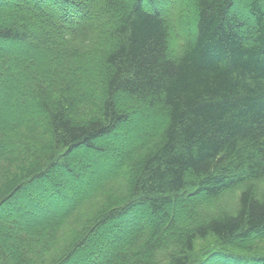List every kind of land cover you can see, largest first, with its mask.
Returning a JSON list of instances; mask_svg holds the SVG:
<instances>
[{
  "label": "trees",
  "instance_id": "trees-1",
  "mask_svg": "<svg viewBox=\"0 0 264 264\" xmlns=\"http://www.w3.org/2000/svg\"><path fill=\"white\" fill-rule=\"evenodd\" d=\"M157 2L0 0L14 12L0 40L58 60L23 91L36 115L0 123V211L42 181L70 199L54 176L80 178L84 150L110 153L103 140L137 111L158 115L111 178L39 231L12 234L18 250L0 226V264H264V0ZM116 228L111 250H96ZM206 238L217 253L197 252Z\"/></svg>",
  "mask_w": 264,
  "mask_h": 264
},
{
  "label": "rangeland",
  "instance_id": "rangeland-1",
  "mask_svg": "<svg viewBox=\"0 0 264 264\" xmlns=\"http://www.w3.org/2000/svg\"><path fill=\"white\" fill-rule=\"evenodd\" d=\"M155 1L159 2V0ZM18 10L21 11V8H18ZM2 12L5 13L0 14V17L6 16V18H9V14L13 11L8 12V10H3ZM39 26L42 25L40 24ZM180 30H186L185 23L181 25ZM43 31L45 32L44 29ZM33 34L37 36L39 31L33 29ZM173 40L175 43L176 37L173 38ZM0 54H7L10 57L6 62L7 64L0 63V71L7 77L0 78V123H6L7 121L14 122L18 118L25 117V114L30 112L36 115L37 112L31 100L29 97L26 98V96L23 95V91L25 88L29 87L28 81L33 80L35 67L38 71L41 69L42 63L51 65L56 64L58 61L57 58L49 48L43 46L37 47L34 42H5L0 40ZM19 56L35 58L37 63L29 66L24 61H20L18 58ZM11 75H13V77H11ZM157 121L158 115L153 113L146 114V111H137L133 118L121 125L115 134H111L103 140L104 145L110 146L112 150L110 153L99 156L91 150L83 151L80 159L86 168L83 171L79 170L80 178H75V181L73 179L74 177H69L66 181L60 179L62 178L61 175L59 178L57 177L58 175L54 176L53 181L55 183L59 182L63 184L64 187L61 186V190L66 191L68 195L73 193L72 196H69L70 199L63 198L54 200V196L49 193V191L47 193L43 189L50 188V186H48L49 182H47L45 186V183L42 181L40 185L35 187L37 190L31 193L32 195L28 193L29 195L27 196L25 192L20 193L18 198H15L16 201L13 205L4 206V209L0 211V226L5 227L7 244L18 250L17 247H15V240H11L12 234H17L18 231L23 229L27 230L28 233H31L33 229L39 231V228L41 229L45 225L50 224L49 222H51L50 219L52 217L62 214L67 208L65 206L75 202L77 203L78 197L91 188L100 177L107 173L110 175L112 174L113 168H115L120 160L119 153L133 146L135 138L138 139L143 131L152 129V127L158 123ZM110 175L105 176V179H109L113 176ZM44 179H46V177L43 178V180ZM54 182H52L53 186H55L53 184ZM57 186L56 188L60 189ZM176 211L177 210H175V212ZM181 216L183 217V214ZM8 220H13L14 223L11 222V225H9ZM123 234V229L116 228L113 232L109 230L105 233L104 237L95 244V249H108L110 251L111 249L108 248L106 238H108V240L114 238L119 239L121 237L120 235ZM127 236L128 234H125L124 237ZM201 247L206 250L207 253L211 254L212 250H214V253H217L220 245L214 241V238H206L204 241H199L198 246H196L197 252ZM1 261L0 259V262ZM218 262L220 264H227L220 260H217V263ZM231 264L254 263H249V261L241 263L235 260L231 262Z\"/></svg>",
  "mask_w": 264,
  "mask_h": 264
},
{
  "label": "bare ground",
  "instance_id": "bare-ground-1",
  "mask_svg": "<svg viewBox=\"0 0 264 264\" xmlns=\"http://www.w3.org/2000/svg\"><path fill=\"white\" fill-rule=\"evenodd\" d=\"M50 190V189H49Z\"/></svg>",
  "mask_w": 264,
  "mask_h": 264
}]
</instances>
